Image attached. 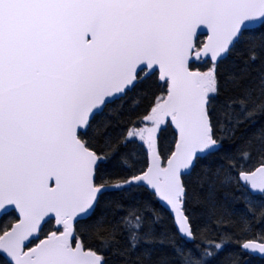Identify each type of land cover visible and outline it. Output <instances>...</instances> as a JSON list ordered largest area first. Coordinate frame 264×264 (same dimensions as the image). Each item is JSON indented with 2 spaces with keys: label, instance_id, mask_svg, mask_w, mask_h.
<instances>
[{
  "label": "snow or ice",
  "instance_id": "obj_1",
  "mask_svg": "<svg viewBox=\"0 0 264 264\" xmlns=\"http://www.w3.org/2000/svg\"><path fill=\"white\" fill-rule=\"evenodd\" d=\"M0 264H264V0H0Z\"/></svg>",
  "mask_w": 264,
  "mask_h": 264
}]
</instances>
